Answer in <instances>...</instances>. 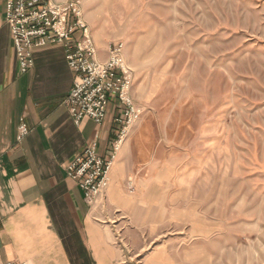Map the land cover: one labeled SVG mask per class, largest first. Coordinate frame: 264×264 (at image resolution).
<instances>
[{"label":"rangeland","instance_id":"obj_1","mask_svg":"<svg viewBox=\"0 0 264 264\" xmlns=\"http://www.w3.org/2000/svg\"><path fill=\"white\" fill-rule=\"evenodd\" d=\"M82 5L97 47L123 42L140 111L118 151L134 205L93 206L113 263L264 264V0Z\"/></svg>","mask_w":264,"mask_h":264},{"label":"crops","instance_id":"obj_2","mask_svg":"<svg viewBox=\"0 0 264 264\" xmlns=\"http://www.w3.org/2000/svg\"><path fill=\"white\" fill-rule=\"evenodd\" d=\"M5 2L0 0V263L127 262L108 237V225L65 172L86 146L108 157L120 127L116 101H110L101 123L85 119L74 124L64 103L74 72L63 45L30 50L33 64L21 73L5 21ZM97 52L99 59L106 57L105 47H97ZM20 123L28 132L17 140ZM126 153L117 154L106 194L109 207L122 211L134 205L122 185Z\"/></svg>","mask_w":264,"mask_h":264},{"label":"built area","instance_id":"obj_3","mask_svg":"<svg viewBox=\"0 0 264 264\" xmlns=\"http://www.w3.org/2000/svg\"><path fill=\"white\" fill-rule=\"evenodd\" d=\"M5 21L9 27L18 69L26 72L33 64L29 52L51 44L63 45L65 59L74 72L72 87L64 99L68 113L79 125L85 119L101 123L112 99L120 110V124L107 158L91 146L76 154L65 168L77 183L89 206L102 203L110 183V171L130 126L140 111L131 95L132 71L124 58V44H109L106 57L98 58L97 47L83 15L82 0H6ZM77 34L73 39V35ZM17 140L28 132L20 123ZM1 264V263H0ZM5 264H27L13 261Z\"/></svg>","mask_w":264,"mask_h":264}]
</instances>
